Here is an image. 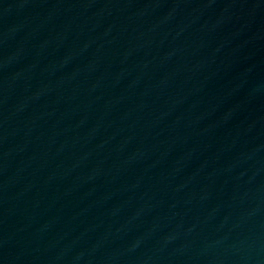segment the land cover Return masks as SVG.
Segmentation results:
<instances>
[{"label":"water","instance_id":"95a60500","mask_svg":"<svg viewBox=\"0 0 264 264\" xmlns=\"http://www.w3.org/2000/svg\"><path fill=\"white\" fill-rule=\"evenodd\" d=\"M0 264H264V0H0Z\"/></svg>","mask_w":264,"mask_h":264}]
</instances>
